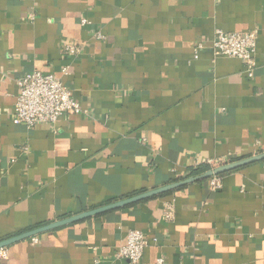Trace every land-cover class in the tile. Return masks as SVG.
Wrapping results in <instances>:
<instances>
[{"label":"crops","instance_id":"1","mask_svg":"<svg viewBox=\"0 0 264 264\" xmlns=\"http://www.w3.org/2000/svg\"><path fill=\"white\" fill-rule=\"evenodd\" d=\"M218 28L257 30L253 78L240 59L196 58ZM34 70L82 112L15 124L17 80ZM262 152L264 0H0V241ZM130 229L150 241L140 264H264V160L217 191L196 181L18 241L0 264H129L117 251Z\"/></svg>","mask_w":264,"mask_h":264},{"label":"built area","instance_id":"2","mask_svg":"<svg viewBox=\"0 0 264 264\" xmlns=\"http://www.w3.org/2000/svg\"><path fill=\"white\" fill-rule=\"evenodd\" d=\"M36 1V0H33ZM37 13L32 11L28 15V20H36ZM89 23L87 18L82 19V24ZM98 38L105 39V35L99 33ZM257 30L246 32H231L221 28L215 30L214 38L210 45L199 41L194 46L196 58L201 50L209 49L215 56H225L240 59L245 66V73L249 78H253L257 66ZM64 50L69 53H76L80 46L74 43L65 45ZM66 73L67 70L65 69ZM19 93L17 96L13 122L22 124L28 128H34L40 123H56L66 114H76L82 112L79 102L75 99L73 91L59 78L50 73L40 70L25 73L17 80ZM229 161L208 160L207 164L211 169L216 168ZM223 186V177L214 175L210 178L212 191H217ZM167 220L175 219L173 205H169L165 212ZM38 241L36 237H33ZM153 242L158 239L153 238ZM149 238L138 229H130L127 233L125 243L118 251L117 257L126 260L129 264H140L144 257L146 248L149 246ZM9 258L8 247L0 248V260ZM164 262L163 258L157 260L158 264ZM95 264H100V259H95Z\"/></svg>","mask_w":264,"mask_h":264},{"label":"water","instance_id":"3","mask_svg":"<svg viewBox=\"0 0 264 264\" xmlns=\"http://www.w3.org/2000/svg\"><path fill=\"white\" fill-rule=\"evenodd\" d=\"M264 160V152L256 154L254 156L248 157V158H243V159H239L236 161H229L226 162L220 166H217L214 169H209L206 172H204L201 175L198 176H190L188 178H185L183 180L180 181H174L173 183L170 184H166L164 186L158 187V188H154L152 190H148L145 192H141L139 194L127 197V198H123L114 202H111L109 204L94 208L92 210H88L79 214H75L72 216H69L67 218H63L57 221H54L52 223L46 224L44 226H40L38 228L29 230V231H25L23 233H20L18 235L3 239L0 241V248L3 247H9L12 244L30 238V237H34L36 235H39L43 232H47L68 224H72V223H76L79 222L81 220H85L109 211H114V210H118L121 208H125L127 206H130L132 204L141 202L143 200L158 196L162 193L165 192H169V191H173L176 190L177 188H181L189 183H193L196 181H200V180H205V179H209L214 175H220V174H224L233 170H236L238 168H241L243 166L255 163L257 161H261Z\"/></svg>","mask_w":264,"mask_h":264},{"label":"trees","instance_id":"4","mask_svg":"<svg viewBox=\"0 0 264 264\" xmlns=\"http://www.w3.org/2000/svg\"><path fill=\"white\" fill-rule=\"evenodd\" d=\"M236 160H239V159L238 158H232L230 161H236ZM209 169H211V166L208 165L207 163H202V164L197 165V166H192V167H190V170H189V173H188L187 176L181 177V178L176 179L174 181H180V180H183V179L188 178L190 176H198V175H201V174H203L204 172H206ZM238 169H240V168H238ZM238 169H236V170H238ZM233 171H235V170H233ZM230 172H232V171H230ZM230 172H227V173H224V174H220V176L224 177L226 174H228ZM209 180H210V178L209 179H205V180H200V181L205 183V182H208ZM182 188L183 187L177 188L176 190H173V191H169V192L162 193V194H160L158 196H155L153 198L168 196L170 194H173L176 191L181 190Z\"/></svg>","mask_w":264,"mask_h":264}]
</instances>
